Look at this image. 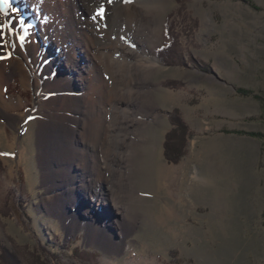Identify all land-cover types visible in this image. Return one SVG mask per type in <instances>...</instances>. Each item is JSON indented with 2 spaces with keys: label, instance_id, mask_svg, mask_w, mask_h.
<instances>
[{
  "label": "rangeland",
  "instance_id": "374dc122",
  "mask_svg": "<svg viewBox=\"0 0 264 264\" xmlns=\"http://www.w3.org/2000/svg\"><path fill=\"white\" fill-rule=\"evenodd\" d=\"M13 1L34 22L30 1ZM150 26L159 30L150 31L155 44L149 51L159 69L148 80L134 70L131 97L124 93L129 80L122 78L114 102L118 115L130 109L150 117L139 137L144 174L135 186L140 203L133 220L110 206L123 228L89 195L47 198L62 182L55 169H69L70 180L83 171L73 161H57L54 152L44 159L47 141L39 140L34 117L49 118L41 110L46 75L28 61L33 85L23 87L20 76L11 74L21 54L12 33L4 31V98L25 103L10 113L0 109V254L3 247L19 259L42 254L49 264H264V0H169L165 11L150 15ZM48 47L41 43L50 53L48 59L40 55L41 65L55 60V49ZM60 86L68 94L85 87L80 81ZM80 107L82 113L68 107L69 114L83 117L85 103ZM171 130L182 135L168 151L175 163L164 149ZM47 138L59 142L57 135ZM111 175L107 197V186L121 177Z\"/></svg>",
  "mask_w": 264,
  "mask_h": 264
},
{
  "label": "bare ground",
  "instance_id": "6f19581e",
  "mask_svg": "<svg viewBox=\"0 0 264 264\" xmlns=\"http://www.w3.org/2000/svg\"><path fill=\"white\" fill-rule=\"evenodd\" d=\"M29 1L36 15L33 19L37 20L29 25L30 28L26 25L31 20L25 15L29 10L25 8L24 13L21 8L18 9L19 2L9 0L11 7L18 9V13H13L11 8L7 9V15L0 12V25L8 24L14 29L11 33L16 41L15 49L21 54L20 60L11 69V74L20 76L25 89L33 85L34 79L29 63L39 67L40 76L46 75L43 78V86L47 89L46 94H43L46 106L41 110L45 109L46 117L49 118L43 120L34 117L40 123L39 140L47 141L44 159H50L49 155L54 152L57 161L65 165L73 161L83 171L78 178L74 176L70 180L69 169H55L54 176L60 175L62 182L56 189L57 192L51 193L47 198L60 200L65 195L76 192L77 197L89 195L91 201L101 206L102 214L105 213L110 222L123 228L122 222L114 221L110 206L119 210L117 214H125L126 218L133 220V210L140 203V193L135 190V186L144 174L139 149L143 141L139 137L150 126V117L148 114L139 117L138 112L130 109H123L122 114L118 115L120 107L114 102L121 96L119 93L122 89L118 86L122 78L129 80L124 93L131 97L134 93V88L130 87L133 86V71L139 70L143 78L148 80L159 69L158 59L149 52L150 46L155 44L150 38V31L159 33V30L150 26V15L165 11L169 0ZM101 7L102 18L97 15ZM20 17L23 18V25L19 21ZM39 25L41 26L38 27ZM5 30L9 29L5 28L3 31ZM19 36L24 37L22 46ZM42 42L51 43L48 48L55 49V62L50 60L49 65L39 63L40 55L44 54L45 59L50 57L49 51L41 49ZM2 49L0 39V109L10 113L19 110L25 101L4 98L9 75L2 69V62L6 60L1 54ZM42 70H45L43 75ZM79 81L85 87L76 94H68L66 89L59 88L60 85H73ZM145 95H150V89L145 91ZM49 101L59 102L57 107H51ZM68 102L73 105H68ZM81 102L85 103L83 117L70 115L68 107L74 106L80 112ZM118 122L126 126L118 127ZM135 124H140V127L136 129ZM80 125L82 129H78ZM50 128H54V133H50ZM52 134L59 137L58 143L49 142L47 137ZM127 147H133L134 150H127ZM125 161L128 163L127 168L121 165ZM111 173H117L121 177L118 185L114 181L113 185L107 186L106 190L110 195L107 197L104 187L106 188V182L111 183ZM128 180L130 189L125 192V181ZM123 232L121 236H126ZM118 240L116 239V244L124 243L123 240Z\"/></svg>",
  "mask_w": 264,
  "mask_h": 264
},
{
  "label": "trees",
  "instance_id": "16d2710c",
  "mask_svg": "<svg viewBox=\"0 0 264 264\" xmlns=\"http://www.w3.org/2000/svg\"><path fill=\"white\" fill-rule=\"evenodd\" d=\"M161 51H157V53H160ZM167 50L164 51V54H166ZM173 133L174 130L168 132L167 134V138L164 142V149H165V156L167 157V159L170 161V162H177L175 159V155L172 156V155H169L168 151H169V148H170V144H171V141L174 140H178L177 142L180 141V139L182 138V135L180 137V135L178 136H173ZM170 136H173V138L171 139ZM173 154H175V152L173 151ZM33 254V253H32ZM31 254V256H32ZM36 256V254H35ZM33 260L32 259H29L28 257H26V255L24 256L23 259H19L16 254L9 250V249H5L3 247L2 251H1V254H0V264H49V261H45V259H43V256L42 254H40V257L38 256L37 258L36 257H33ZM51 264V263H50Z\"/></svg>",
  "mask_w": 264,
  "mask_h": 264
},
{
  "label": "snow or ice",
  "instance_id": "6c2138e0",
  "mask_svg": "<svg viewBox=\"0 0 264 264\" xmlns=\"http://www.w3.org/2000/svg\"><path fill=\"white\" fill-rule=\"evenodd\" d=\"M9 8H11V11L13 13H18V9L11 7V4L9 3V0H0V12H3L5 15H7V9H9ZM97 15H99L101 18L103 17V7H101L99 9ZM93 18L95 19V17H93ZM20 23H21V25H23V20L22 19L20 20ZM5 28H8L10 32L14 31V29H12L10 27V25H8V24L0 25V39L3 38V35H4V31L3 30ZM18 39L20 40L21 46H22L23 42H24V37L23 36H19ZM9 55H10V53H9ZM0 58H2V57H0Z\"/></svg>",
  "mask_w": 264,
  "mask_h": 264
},
{
  "label": "water",
  "instance_id": "95a60500",
  "mask_svg": "<svg viewBox=\"0 0 264 264\" xmlns=\"http://www.w3.org/2000/svg\"><path fill=\"white\" fill-rule=\"evenodd\" d=\"M38 251V249H36ZM41 251V250H40Z\"/></svg>",
  "mask_w": 264,
  "mask_h": 264
}]
</instances>
